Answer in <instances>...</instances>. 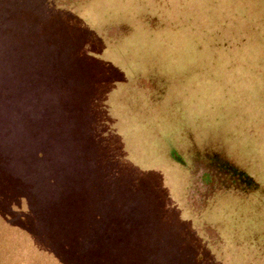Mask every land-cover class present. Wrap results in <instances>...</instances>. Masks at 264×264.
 <instances>
[{
    "label": "rangeland",
    "instance_id": "374dc122",
    "mask_svg": "<svg viewBox=\"0 0 264 264\" xmlns=\"http://www.w3.org/2000/svg\"><path fill=\"white\" fill-rule=\"evenodd\" d=\"M56 1L81 16L70 34L76 40L72 47H83L79 62L84 54L105 67L91 74L93 84L108 85L105 76L97 78L115 71L129 78L106 95L109 106L100 116V121L116 119L113 128L126 137L127 161L139 179L133 184L124 176L110 199L115 221L126 220L131 226L126 229L134 234L126 238L123 231L121 244L141 249L144 264H180L182 260L264 264V192L248 199L219 196L210 208L196 214L187 202L190 171L172 160L173 150L182 148V138H175V125H179L183 137L193 133L222 144L227 155L264 188V0ZM153 18L160 23L153 25ZM121 21L135 29L129 38L116 39L118 35L113 37L114 32L104 28ZM149 59L150 70L158 67L173 75L169 82L174 93L167 100L153 94L144 99L148 91L136 94L133 81L138 74L156 78L146 69ZM165 88L164 81L157 93ZM5 94L0 90L1 100ZM157 101L162 106L174 102V106L156 111ZM35 114L31 109L26 122H38ZM88 169L64 168L56 176L62 182L63 202L88 189L84 181L94 178ZM48 170L49 175L57 173L54 168ZM0 264L60 263L40 250L28 233L0 217Z\"/></svg>",
    "mask_w": 264,
    "mask_h": 264
},
{
    "label": "trees",
    "instance_id": "16d2710c",
    "mask_svg": "<svg viewBox=\"0 0 264 264\" xmlns=\"http://www.w3.org/2000/svg\"><path fill=\"white\" fill-rule=\"evenodd\" d=\"M76 1L85 4L92 0ZM60 5L56 0H0V90L6 93L0 99V217L28 233L40 250L60 264H144L141 249L121 244L123 231L126 238L134 234L126 229L131 228L126 220L115 221L110 201L124 176L133 184L139 179L127 161L126 137L113 128L116 119L100 121L109 106L105 97L129 78L115 71L97 78L105 76L108 85L93 84L91 74L105 67L84 54L79 62L83 47H72L76 40L70 34L81 16ZM154 19L153 25L160 23ZM104 28L113 31V37L118 35L116 39L129 38L135 30L125 21ZM94 38L106 45L98 36ZM148 61L146 69L157 80L138 74L133 81L136 94L148 91L144 99L153 94V98L167 100L174 93L169 82L173 75L158 67L150 70L152 60ZM164 81L166 88L159 94ZM15 88H19L17 94ZM98 105L101 110L96 109ZM173 106L174 102L162 106L157 101L155 110ZM31 109L36 110L38 122H26ZM178 127L175 125V138H182V148L173 150L172 160L190 171L187 202L191 211L207 210L219 196L248 199L264 192L222 144L193 133L183 137ZM182 150H186L184 154H180ZM48 168L58 174L49 175ZM64 168H90L87 172L94 177L84 181L88 189L80 188L76 199L69 202L61 199L62 182L56 180ZM182 261L180 264H191Z\"/></svg>",
    "mask_w": 264,
    "mask_h": 264
}]
</instances>
